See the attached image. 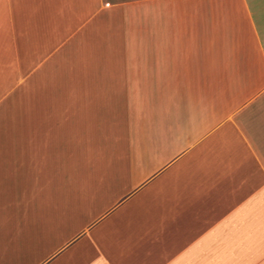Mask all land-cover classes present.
Here are the masks:
<instances>
[{"label": "crops", "instance_id": "0c3cea01", "mask_svg": "<svg viewBox=\"0 0 264 264\" xmlns=\"http://www.w3.org/2000/svg\"><path fill=\"white\" fill-rule=\"evenodd\" d=\"M0 1L1 80L24 13ZM33 2L52 45L80 47L95 108L58 138L76 185L49 193L18 119L0 125V264H264V0Z\"/></svg>", "mask_w": 264, "mask_h": 264}, {"label": "rangeland", "instance_id": "374dc122", "mask_svg": "<svg viewBox=\"0 0 264 264\" xmlns=\"http://www.w3.org/2000/svg\"><path fill=\"white\" fill-rule=\"evenodd\" d=\"M15 1H17L16 7H21L24 13L22 18L18 17V20H22L23 23L19 24V28L16 29L24 36H22V41L17 36L18 43L21 42V46H19L21 52L17 56L14 54L13 63L18 70L13 72L12 79L7 76L0 80V88L3 83L4 86L7 83L9 90V85L12 84L9 91L12 100L0 109V125L10 118L12 122L15 117L18 119L16 124L19 126L14 128H17L16 131L19 130L17 132L19 135L20 133L24 135V146L29 145L30 147L31 145L32 147L34 144L33 150L37 153H35V158L33 157L32 164L37 167L36 171L40 177L39 185H45V191L49 193L51 189L47 185H58V182H53L56 177L61 180V183L65 180L67 182L65 185H76L78 181V169L74 166V162L69 163L68 158L69 147L72 143L71 141L58 142V138L65 137L66 134L69 135L71 127L69 117H73L76 106L83 105L82 100L86 102V115L94 112L92 97L95 94L85 96V93L80 91L81 87H84V75L88 72L85 56H78L80 47L72 41L70 44L69 37L65 38L62 35L60 45H52V37L55 32L50 33V30L42 31L37 28L36 23L39 20L38 23H41L42 18L37 20L33 0H11V3L13 2L15 5ZM1 8L0 21L6 17L2 1H0ZM52 8L51 6L50 10ZM10 94L7 93L8 96ZM38 103H40L39 106ZM22 106L26 108L23 116ZM20 120H23L21 124ZM71 123H73L72 119ZM77 128L82 130L83 126L78 125ZM36 144H38L37 147H40L39 150H36ZM83 149V147L77 148L78 154ZM23 161H27V156H24ZM28 165H31L30 160ZM11 176L15 180L16 173L13 172ZM0 189H3V185H0ZM29 196L36 202L38 194ZM45 201L44 205H40V209H44L46 213L49 199ZM36 208H38L37 205L34 206V215Z\"/></svg>", "mask_w": 264, "mask_h": 264}]
</instances>
